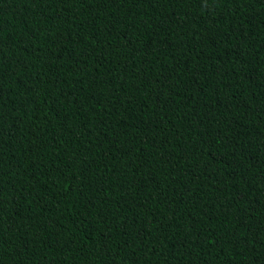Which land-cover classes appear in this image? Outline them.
Instances as JSON below:
<instances>
[{"label":"trees","instance_id":"16d2710c","mask_svg":"<svg viewBox=\"0 0 264 264\" xmlns=\"http://www.w3.org/2000/svg\"><path fill=\"white\" fill-rule=\"evenodd\" d=\"M0 241H264V0H0ZM0 264H264V242H0Z\"/></svg>","mask_w":264,"mask_h":264}]
</instances>
